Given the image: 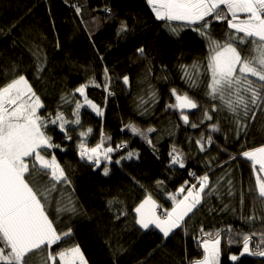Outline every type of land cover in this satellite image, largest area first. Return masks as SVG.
<instances>
[{"label":"trees","instance_id":"1","mask_svg":"<svg viewBox=\"0 0 264 264\" xmlns=\"http://www.w3.org/2000/svg\"><path fill=\"white\" fill-rule=\"evenodd\" d=\"M122 22L127 31L118 35ZM229 31L226 22L212 20L210 32L216 39L222 38V43ZM141 47L145 50L143 56L136 51ZM241 48L243 55L252 54L251 45ZM208 55V44L198 33L185 28L178 35L172 34L164 22L154 18L147 0H0V86L24 75L44 105L39 110L42 117L51 120L59 111L73 121L75 99H84L75 88L92 80L100 85L88 86L85 94L103 115L87 105L82 107L80 125H65L71 139L58 125L48 124V134L60 147L47 151L56 156L71 181L70 186H59L52 193L47 209L58 232L72 230L71 236L53 245V252L79 245L88 264H192L202 258L203 250L198 246L201 228L215 232L231 226L236 239L237 232L264 231L260 219L251 225L241 219L254 213L264 216V203L254 198L258 197L254 191L256 175L251 162L241 155L264 146V109H255L256 117L249 115L247 129L239 132L235 117L227 112H211L212 104L218 101L205 95ZM194 63L200 66L199 88H190L182 78L180 66L190 68ZM38 66L42 69L39 72ZM124 76L129 77L127 85ZM105 84L111 95L104 90ZM173 88L199 102V108L185 110L188 125L180 119L179 111L167 107L176 102L171 95ZM153 92L155 98L150 99ZM205 108L214 119L201 123ZM192 123L199 127L192 128ZM129 124L144 131L152 145L133 136L126 127ZM212 124L220 130L210 133ZM148 128L155 131L148 133ZM82 131L87 133L88 147H95L102 136L105 147L126 146L110 154L111 163L102 161L96 168L80 159ZM202 133L204 151L196 143ZM209 134L213 137L211 144L206 142ZM173 146L183 152L185 168L171 165L169 152ZM129 152L138 155L121 159ZM105 166L109 168L107 176L103 175ZM205 174L210 181L205 192L212 191L216 183L220 189L205 195L185 217L182 227L168 238L158 229L145 231L135 224L134 209L146 196H152L163 215L173 207L170 194H177L182 186L187 190L197 185V178ZM38 179L43 186L48 178ZM186 194H178L177 198ZM56 201L69 209L74 205L76 211L58 215ZM109 201H113L111 207ZM257 237H253V248ZM241 247L242 242L228 245L225 236L221 264H233L229 256L238 255ZM261 261L264 257L246 255L236 264ZM28 264H41V257L32 255Z\"/></svg>","mask_w":264,"mask_h":264},{"label":"snow or ice","instance_id":"2","mask_svg":"<svg viewBox=\"0 0 264 264\" xmlns=\"http://www.w3.org/2000/svg\"><path fill=\"white\" fill-rule=\"evenodd\" d=\"M155 19L165 23L170 32L178 35L185 28H190L206 40L209 49L207 57V91L205 95L212 101H218L211 106V112H227L235 117L237 132L246 130L249 115L256 117L255 109H264V0H147ZM77 13L80 8L77 7ZM211 18V19H208ZM212 20L226 21L230 30L227 39L221 43L214 39L210 27ZM127 26L122 22L117 31L126 32ZM251 45V53L248 56L242 54L241 46ZM137 54L144 55V48H138ZM183 79L190 88L201 86L200 66L193 64L181 65ZM42 69L38 66L37 71ZM105 77L108 70L105 69ZM123 83L129 84V77H123ZM100 87L94 80L88 84H82L75 88V92L83 97V102L75 99V109L72 112L75 119L68 120L62 112H57L51 120L44 118L39 110L44 107L40 97L33 91L24 75L12 79L0 86V264H28L33 254L41 257V264H88L79 245L66 247L58 252H53V245L60 243L65 237L72 234L71 228L64 232H58L53 221L49 218L48 207L53 197L52 193L59 190V186L71 185L65 169L58 163L55 155H50L47 150L59 148L54 144L52 136L48 134V124L58 125L59 130L71 139L65 125L74 123L80 125V109L87 105L97 115H103L102 110L94 104L85 94L88 86ZM104 90L111 95L107 84ZM171 95L175 97V104H168V108L180 112V119L185 125L190 123L185 110L199 108V102L187 92L180 94L177 89H171ZM155 98L151 93L150 99ZM66 103V97L61 98ZM147 103V101H142ZM214 117L207 108L203 111L204 121H211ZM133 136H140L149 145L151 139L135 124L126 126ZM192 128L199 127L192 123ZM217 124L209 126V132H218ZM155 131L148 128L147 132ZM91 132V129H88ZM81 140L78 145L81 160L96 168L101 166V161L112 162L111 153L118 151L126 145L105 147L103 136L101 142L95 147H88L85 143L87 133H80ZM205 135L196 141L201 151H204L203 143ZM206 142H213L212 135H207ZM63 150V149H61ZM134 152H129L121 159H131ZM241 155L251 162L253 173L256 175L255 189L258 198L264 203V146L253 150L243 151ZM50 156V158H49ZM170 163L185 168L184 154L175 146L169 152ZM234 158V157H233ZM115 163L119 164L120 160ZM258 165V169H257ZM109 174L107 166L103 169V175ZM192 173H190L191 175ZM46 176L47 182L40 186L39 177ZM231 180L228 184L231 185ZM37 185V186H34ZM187 184V182H186ZM210 187L207 174L197 178V185L185 189L181 187L177 194H170L169 199L173 202L170 211L163 215L158 214L159 205L151 195L135 207V224L141 230L158 229L164 238H168L175 229L181 228L188 217L198 205L201 204L205 195H211L212 191L205 192ZM187 194L183 199H178V194ZM250 192L253 189H249ZM232 189L229 187V195ZM57 203V214L72 211L61 201ZM71 203V200H69ZM243 203V197L241 199ZM113 201H109V206ZM124 213L121 212L120 215ZM119 219V215L116 217ZM250 225L256 219H260L264 225V216L257 217L255 213L249 217L241 216ZM201 240L198 246L202 248V258L193 261L192 264H221L222 241L227 236V244H240L242 247L239 254H232L229 260L236 264L243 256L264 257V231L260 233L237 232L234 238V229L229 226L215 232H205L201 228ZM258 236L255 242L253 237ZM109 243V241H106ZM264 264V261H261Z\"/></svg>","mask_w":264,"mask_h":264},{"label":"rangeland","instance_id":"3","mask_svg":"<svg viewBox=\"0 0 264 264\" xmlns=\"http://www.w3.org/2000/svg\"><path fill=\"white\" fill-rule=\"evenodd\" d=\"M152 15L154 16V14H153V12H152ZM154 18H155V16H154ZM214 21H216V20H214ZM162 22V21H161ZM217 22H221V21H217ZM223 22H226V21H223ZM227 23V22H226ZM213 36V35H212ZM213 38L214 39H216V37L215 36H213ZM219 39H222V38H219ZM219 39H217V40H219ZM205 40V39H204ZM206 41V40H205ZM221 43H222V40H219ZM207 43V42H206ZM103 161V160H102ZM101 161V162H102ZM212 189H220V184L219 185H217V183L214 185V187L212 188ZM183 199V198H182ZM157 212H158V210H157ZM158 214H159V212H158ZM176 231V229L174 230V232ZM171 235V234H170ZM257 240H258V237H257ZM222 243H223V241H222ZM33 255H35V256H39L38 254H33ZM36 260L34 259V262H35ZM40 261V260H39ZM30 263V262H29Z\"/></svg>","mask_w":264,"mask_h":264},{"label":"crops","instance_id":"4","mask_svg":"<svg viewBox=\"0 0 264 264\" xmlns=\"http://www.w3.org/2000/svg\"><path fill=\"white\" fill-rule=\"evenodd\" d=\"M162 234V233H161Z\"/></svg>","mask_w":264,"mask_h":264}]
</instances>
